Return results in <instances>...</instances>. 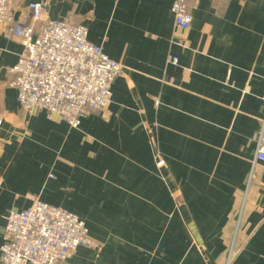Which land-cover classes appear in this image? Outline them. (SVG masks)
<instances>
[{
    "label": "crops",
    "instance_id": "0c3cea01",
    "mask_svg": "<svg viewBox=\"0 0 264 264\" xmlns=\"http://www.w3.org/2000/svg\"><path fill=\"white\" fill-rule=\"evenodd\" d=\"M173 1L15 0L27 24L43 3L44 22L85 26L124 74L78 129L29 115L11 87L24 48L0 29V264L34 196L99 243L73 264H264V0H187L186 33Z\"/></svg>",
    "mask_w": 264,
    "mask_h": 264
},
{
    "label": "built area",
    "instance_id": "2783aa9c",
    "mask_svg": "<svg viewBox=\"0 0 264 264\" xmlns=\"http://www.w3.org/2000/svg\"><path fill=\"white\" fill-rule=\"evenodd\" d=\"M28 8L31 24L17 19L15 0H0V29L17 38L24 48L11 71L15 75L11 87L16 88L25 113L44 111L49 119L78 129L89 113L108 108L112 86L124 74V67L88 40L85 26L61 20L44 22L43 3H31ZM171 10L176 29L188 32L193 16L187 0H174ZM35 23H41L38 30ZM172 63H178L177 59ZM256 159L264 163V137ZM31 202L27 210L12 211L6 217L2 264H73L71 259L78 249H100L77 215L48 205L37 196Z\"/></svg>",
    "mask_w": 264,
    "mask_h": 264
}]
</instances>
